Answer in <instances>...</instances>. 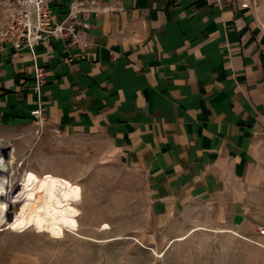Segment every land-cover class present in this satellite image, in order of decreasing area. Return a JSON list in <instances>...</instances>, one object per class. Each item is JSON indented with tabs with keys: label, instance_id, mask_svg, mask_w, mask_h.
<instances>
[{
	"label": "crops",
	"instance_id": "0c3cea01",
	"mask_svg": "<svg viewBox=\"0 0 264 264\" xmlns=\"http://www.w3.org/2000/svg\"><path fill=\"white\" fill-rule=\"evenodd\" d=\"M74 1L54 0V16ZM94 1L100 11L79 15L84 42L37 46L43 133L32 52L0 51V136L22 158L47 146L68 164L142 175L144 229L205 207L232 228L264 226V0Z\"/></svg>",
	"mask_w": 264,
	"mask_h": 264
},
{
	"label": "rangeland",
	"instance_id": "374dc122",
	"mask_svg": "<svg viewBox=\"0 0 264 264\" xmlns=\"http://www.w3.org/2000/svg\"><path fill=\"white\" fill-rule=\"evenodd\" d=\"M49 152L41 146L35 160L22 158L18 150L14 153L8 174L13 199L24 189L39 190L46 181L61 184V220L66 229L38 228L33 213L17 224L10 222L8 214L0 216V264H264L261 225L232 228L229 214L205 207L187 212L163 229L155 226L154 218L153 228L144 229L150 217L144 213L142 175L116 164H68ZM25 171L27 184L18 186ZM198 226L205 228L168 247L172 238Z\"/></svg>",
	"mask_w": 264,
	"mask_h": 264
},
{
	"label": "built area",
	"instance_id": "2783aa9c",
	"mask_svg": "<svg viewBox=\"0 0 264 264\" xmlns=\"http://www.w3.org/2000/svg\"><path fill=\"white\" fill-rule=\"evenodd\" d=\"M224 1L235 0H219V2ZM88 2L90 3L88 4ZM0 3H4L5 10V19L0 22V51H5L7 47L16 51L28 48L33 54L35 91L39 96V105L31 113L37 127L42 129L49 122L41 99L43 88L47 83L48 72L47 68L38 61L37 46L52 38L67 41L68 45L84 42L78 29L79 15L98 12L100 9L95 5L94 0H75L71 4L66 18L60 20L53 14L54 0H0ZM242 5L249 7L250 3L248 0H244ZM56 133L61 135L62 131L57 129ZM15 152L13 141L0 136V158H6L9 161ZM21 164L22 161H20ZM9 182L13 183L10 175ZM259 234L264 236V226H260Z\"/></svg>",
	"mask_w": 264,
	"mask_h": 264
},
{
	"label": "bare ground",
	"instance_id": "6f19581e",
	"mask_svg": "<svg viewBox=\"0 0 264 264\" xmlns=\"http://www.w3.org/2000/svg\"><path fill=\"white\" fill-rule=\"evenodd\" d=\"M12 158L9 161L6 158H0V216L8 214L10 222L17 224L33 213V222L38 228L50 232L66 229V225L61 220L60 202L63 195L61 184L46 181L39 190L24 189L19 192L16 199H13L15 190L9 182L8 174L11 173V165L14 164L16 155H13ZM21 161L24 162L23 159ZM6 173L7 175H5ZM27 174L25 171L22 182L18 186L27 184ZM204 228V226H198L189 233L172 239L168 247L176 241L187 239L194 231ZM217 230L221 232L232 231L228 228H218Z\"/></svg>",
	"mask_w": 264,
	"mask_h": 264
}]
</instances>
